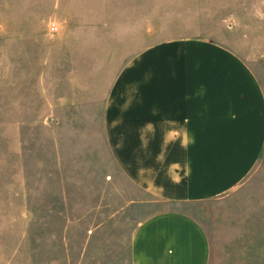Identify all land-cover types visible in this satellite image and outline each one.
I'll use <instances>...</instances> for the list:
<instances>
[{
  "label": "rangeland",
  "instance_id": "rangeland-1",
  "mask_svg": "<svg viewBox=\"0 0 264 264\" xmlns=\"http://www.w3.org/2000/svg\"><path fill=\"white\" fill-rule=\"evenodd\" d=\"M191 36L229 41L264 75V0H0V264H132L137 229L165 205L118 169L107 98L133 56ZM190 209L215 262L264 264L263 241Z\"/></svg>",
  "mask_w": 264,
  "mask_h": 264
},
{
  "label": "crops",
  "instance_id": "crops-1",
  "mask_svg": "<svg viewBox=\"0 0 264 264\" xmlns=\"http://www.w3.org/2000/svg\"><path fill=\"white\" fill-rule=\"evenodd\" d=\"M235 48L168 39L114 79L110 153L141 193L165 205L137 229L132 264H219L212 233L190 209L197 205H209L214 232L253 237L264 249V75Z\"/></svg>",
  "mask_w": 264,
  "mask_h": 264
},
{
  "label": "built area",
  "instance_id": "built-area-1",
  "mask_svg": "<svg viewBox=\"0 0 264 264\" xmlns=\"http://www.w3.org/2000/svg\"><path fill=\"white\" fill-rule=\"evenodd\" d=\"M51 29H52V30H58V26H57L55 23H53V24L51 25Z\"/></svg>",
  "mask_w": 264,
  "mask_h": 264
}]
</instances>
